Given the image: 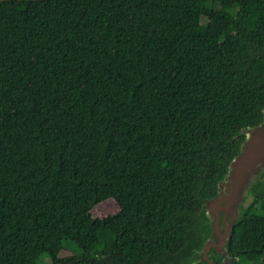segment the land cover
I'll use <instances>...</instances> for the list:
<instances>
[{"label":"trees","instance_id":"16d2710c","mask_svg":"<svg viewBox=\"0 0 264 264\" xmlns=\"http://www.w3.org/2000/svg\"><path fill=\"white\" fill-rule=\"evenodd\" d=\"M263 109L264 0H0V264H181Z\"/></svg>","mask_w":264,"mask_h":264},{"label":"water","instance_id":"95a60500","mask_svg":"<svg viewBox=\"0 0 264 264\" xmlns=\"http://www.w3.org/2000/svg\"><path fill=\"white\" fill-rule=\"evenodd\" d=\"M244 137L216 194L205 197L197 191L201 209L192 215V230L200 245L181 264H235L230 251L235 227L246 217L264 192V109L263 120L243 128L234 137Z\"/></svg>","mask_w":264,"mask_h":264},{"label":"rangeland","instance_id":"374dc122","mask_svg":"<svg viewBox=\"0 0 264 264\" xmlns=\"http://www.w3.org/2000/svg\"><path fill=\"white\" fill-rule=\"evenodd\" d=\"M120 211V208L118 204L114 200H108L105 201L99 205H97L94 210L92 211V215L95 218H105L109 215H113ZM48 262L47 259H41L39 261L40 264H45V262ZM255 264V263H253Z\"/></svg>","mask_w":264,"mask_h":264}]
</instances>
